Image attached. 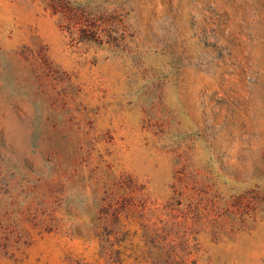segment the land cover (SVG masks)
Listing matches in <instances>:
<instances>
[{
	"label": "rangeland",
	"instance_id": "rangeland-1",
	"mask_svg": "<svg viewBox=\"0 0 264 264\" xmlns=\"http://www.w3.org/2000/svg\"><path fill=\"white\" fill-rule=\"evenodd\" d=\"M0 264H264V0H0Z\"/></svg>",
	"mask_w": 264,
	"mask_h": 264
}]
</instances>
